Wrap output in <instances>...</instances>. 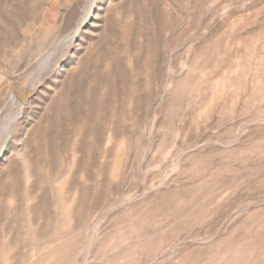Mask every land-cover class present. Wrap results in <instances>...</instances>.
<instances>
[{
	"label": "rangeland",
	"instance_id": "1",
	"mask_svg": "<svg viewBox=\"0 0 264 264\" xmlns=\"http://www.w3.org/2000/svg\"><path fill=\"white\" fill-rule=\"evenodd\" d=\"M91 2L0 0V264H264V0Z\"/></svg>",
	"mask_w": 264,
	"mask_h": 264
},
{
	"label": "bare ground",
	"instance_id": "2",
	"mask_svg": "<svg viewBox=\"0 0 264 264\" xmlns=\"http://www.w3.org/2000/svg\"><path fill=\"white\" fill-rule=\"evenodd\" d=\"M94 3H95V0H92V2H91V5H94ZM91 8L92 7H90L86 12V16H85V20L87 19V17L90 15V13H91ZM79 29H78V31L82 28L81 26H79L78 27ZM77 33V32H76ZM76 35V34H75ZM74 35V36H75ZM29 84V83H28ZM27 84V85H28ZM30 86V85H29ZM24 88V87H23ZM26 88H28L27 86H26ZM28 90V89H27ZM30 90V89H29ZM29 92V91H28ZM27 92V93H28ZM29 94H31V90H30V93ZM24 95H25V92H24ZM28 95V94H27ZM30 96V95H29ZM24 100V99H23ZM22 100V101H23ZM23 104V103H22ZM22 104H19V105H22ZM18 107V106H17ZM21 109H22V106H19L18 107V109H16V110H13L9 115H8V117H7V120H6V124H5V126H4V128H5V130H4V135L6 136V137H9L10 135H11V133H12V131H11V123H12V121H13V119L16 117V115H18L19 113H20V111H21ZM8 139V138H7ZM9 140V139H8ZM4 145V144H3ZM3 149V148H2ZM2 149L0 150V153H1V151H2Z\"/></svg>",
	"mask_w": 264,
	"mask_h": 264
}]
</instances>
